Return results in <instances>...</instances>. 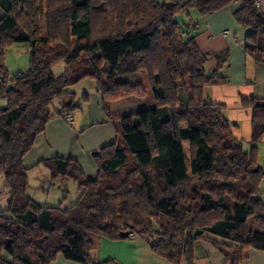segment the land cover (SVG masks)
Listing matches in <instances>:
<instances>
[{
    "label": "trees",
    "instance_id": "1",
    "mask_svg": "<svg viewBox=\"0 0 264 264\" xmlns=\"http://www.w3.org/2000/svg\"><path fill=\"white\" fill-rule=\"evenodd\" d=\"M38 1L0 0V172L10 195L0 211V264H51L59 254L82 264H120L94 260L101 237L141 236L171 264H193L201 240L217 247L224 264H242L250 248L264 251V167L256 160L264 98L249 100L254 123L246 150L225 105L205 98L206 87L228 81L219 72L229 52H203L189 24L177 19L192 9L212 14L235 0H114L105 13H94L99 0H52L50 11L38 13ZM239 1L234 17L251 29L245 49L264 65V7ZM101 14L106 30L98 35ZM42 22L49 35L40 34ZM19 42L28 45L31 65L10 77L5 49ZM210 58L217 61L211 75ZM59 61L68 68L57 75ZM86 78L95 80L117 139L93 153L96 175L72 158L41 160L53 181L74 179L80 191L70 207L41 204L28 194L24 157L51 119L81 107L69 87ZM147 90V108L114 115L112 102Z\"/></svg>",
    "mask_w": 264,
    "mask_h": 264
},
{
    "label": "crops",
    "instance_id": "2",
    "mask_svg": "<svg viewBox=\"0 0 264 264\" xmlns=\"http://www.w3.org/2000/svg\"><path fill=\"white\" fill-rule=\"evenodd\" d=\"M242 4L241 1L235 0L229 6L208 15H201L198 11V13H189L190 16L184 20V23L189 24L187 33H196L197 44L203 52L213 56L225 51L229 52V59L219 72L226 76L228 81L206 87L205 98L225 105L224 114L233 124V134L244 142L246 150H250L254 110L249 100L264 98V65L258 64L245 49L244 44L251 29L240 25L234 17V12ZM225 30H229L230 34H225ZM209 62L212 74L217 61L215 58H210L207 64ZM85 93H88L87 113H83L77 121L75 110L72 114V122L64 117H55L48 122L45 131L39 134L34 146L24 157V164L30 170L43 166L38 164L41 160L59 155L75 159L83 166L86 164L87 175L97 174L98 167L93 153L114 142L117 139V132L104 109L103 97L97 86ZM83 102L86 105V101ZM261 118L264 119V113ZM257 145L256 160L264 167V134ZM30 187L31 185L28 189ZM260 196L264 201V178L261 182ZM34 199L40 202L39 199ZM195 244H199L204 249L209 264H224V256L213 243L201 240ZM92 256L96 261L114 258L120 264H143V262L169 264L157 258L147 240L141 236L114 240L101 237ZM51 264L82 263L67 260L59 254ZM242 264H264V251L250 248Z\"/></svg>",
    "mask_w": 264,
    "mask_h": 264
},
{
    "label": "rangeland",
    "instance_id": "3",
    "mask_svg": "<svg viewBox=\"0 0 264 264\" xmlns=\"http://www.w3.org/2000/svg\"><path fill=\"white\" fill-rule=\"evenodd\" d=\"M52 0H44L42 2L38 1L37 4L41 3V8L38 10V13H45L49 10V5ZM61 1V0H59ZM66 1V0H65ZM76 1V0H73ZM114 0H99L95 3V5L99 6V10H96L94 13L101 12H111L113 9ZM63 2V1H61ZM38 4V6H39ZM87 5V3H85ZM52 6L53 3H52ZM50 11V10H49ZM105 11V12H104ZM191 13H198L196 9H192L189 12H184L177 16V19L184 23ZM103 14L98 16V24L96 33L99 35L102 33L105 28ZM50 28L47 23H41V35H49ZM5 65L8 69L10 77L15 76L20 72H26L30 68V53L28 51V45L24 42L13 43L7 49H5ZM68 68V65L65 61L56 62L53 65V71L55 74L59 75L65 72ZM207 74H211V63L209 62L206 66ZM146 89L150 88V82L145 73V77L143 80ZM96 85L95 80L91 78L82 79L76 84L69 87V90L76 92L77 98L81 99V107L76 109L74 114L76 115L77 121L82 116L83 113H87L89 108L88 100L85 103L82 101V96L85 92H89ZM147 90L143 97L141 95L136 94L135 96H127L123 97L115 102H112L110 105L111 110L114 112V115H126L130 113L138 112L152 102L151 95ZM4 101L0 102V106H2ZM81 120V119H80ZM258 144V143H257ZM84 171L86 172L87 167L86 164L83 166ZM28 194L36 199H39L41 204H45L51 207H70L73 205L80 196L79 185L74 179H60V180H52V173L48 167L41 166L39 169L34 168L29 172V186ZM9 198L10 195L5 190V177L0 172V211L6 210L9 207ZM204 241V240H203ZM209 242V241H208ZM211 243V242H210ZM153 254L157 258L163 259V261L169 262L166 258L160 256L155 251L152 250ZM204 249L199 245H194L193 250V264H209L208 258L205 257ZM144 264V262H143ZM169 264H171L169 262ZM181 264H187L185 260H182Z\"/></svg>",
    "mask_w": 264,
    "mask_h": 264
},
{
    "label": "built area",
    "instance_id": "4",
    "mask_svg": "<svg viewBox=\"0 0 264 264\" xmlns=\"http://www.w3.org/2000/svg\"><path fill=\"white\" fill-rule=\"evenodd\" d=\"M256 5H257L258 7H264V2H263V0H257V1H256ZM224 33H225V34H230V31H229V30H225ZM64 118H65L67 121H69V122H72V121H73V118H72V115H71V114H67V115H65Z\"/></svg>",
    "mask_w": 264,
    "mask_h": 264
},
{
    "label": "water",
    "instance_id": "5",
    "mask_svg": "<svg viewBox=\"0 0 264 264\" xmlns=\"http://www.w3.org/2000/svg\"><path fill=\"white\" fill-rule=\"evenodd\" d=\"M126 236V234H123V237H125Z\"/></svg>",
    "mask_w": 264,
    "mask_h": 264
}]
</instances>
